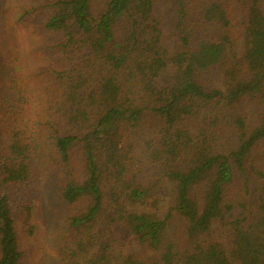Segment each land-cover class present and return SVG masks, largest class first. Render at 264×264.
<instances>
[{
	"label": "trees",
	"instance_id": "trees-1",
	"mask_svg": "<svg viewBox=\"0 0 264 264\" xmlns=\"http://www.w3.org/2000/svg\"><path fill=\"white\" fill-rule=\"evenodd\" d=\"M230 1L41 7L39 129L6 154L0 134V264H23L17 214L31 224L50 170L69 209L59 264H264V187L255 204L248 188L256 153L264 169V0H233L239 26Z\"/></svg>",
	"mask_w": 264,
	"mask_h": 264
},
{
	"label": "rangeland",
	"instance_id": "rangeland-1",
	"mask_svg": "<svg viewBox=\"0 0 264 264\" xmlns=\"http://www.w3.org/2000/svg\"><path fill=\"white\" fill-rule=\"evenodd\" d=\"M47 1L0 0V134L4 137L1 149L5 154L14 132L26 134L25 138L32 142L43 115L46 97L40 67L49 61L50 54L45 49L52 44L40 17ZM230 2L233 23L239 26L241 12L236 1ZM35 7H39V12L29 14ZM258 155L248 167V188L252 190L249 198L254 204V193L264 187V176L257 174L259 170L264 172ZM40 175L32 194L31 224H25L17 214L23 264H59L58 247L67 232L69 209L62 201L58 177L51 170ZM248 178L245 173L237 174L235 194H246Z\"/></svg>",
	"mask_w": 264,
	"mask_h": 264
}]
</instances>
